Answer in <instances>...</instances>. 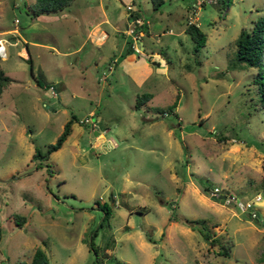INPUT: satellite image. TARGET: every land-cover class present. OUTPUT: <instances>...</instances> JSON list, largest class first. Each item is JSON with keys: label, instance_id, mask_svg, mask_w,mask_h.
I'll return each instance as SVG.
<instances>
[{"label": "rangeland", "instance_id": "rangeland-1", "mask_svg": "<svg viewBox=\"0 0 264 264\" xmlns=\"http://www.w3.org/2000/svg\"><path fill=\"white\" fill-rule=\"evenodd\" d=\"M34 1L0 0V31L14 29L0 58L11 77L0 94V264L30 261L36 247L48 264H264V108L257 67L236 61L234 43L264 26V0H73L36 17ZM192 4L206 33L198 50L185 31ZM129 12L148 21L141 52L123 30ZM122 44L140 66L106 60ZM90 113L97 127L81 121ZM73 115L62 146L35 157ZM215 185L259 193L257 217L210 196Z\"/></svg>", "mask_w": 264, "mask_h": 264}, {"label": "trees", "instance_id": "trees-1", "mask_svg": "<svg viewBox=\"0 0 264 264\" xmlns=\"http://www.w3.org/2000/svg\"><path fill=\"white\" fill-rule=\"evenodd\" d=\"M73 0H35L31 7L32 15L34 17L49 12L59 11L72 3ZM164 0H151L154 9H158ZM217 1V0H216ZM215 1V2H216ZM214 3V2H213ZM185 31L190 35L192 40L195 42L194 49L198 50L206 42V33L196 24L188 23L185 27ZM235 43V58L239 63H245L246 65H253L257 67V72L252 79V82L256 85L259 93V100L261 107L264 108V26L262 21H256L254 27L250 30L242 28L238 36L234 39ZM30 60V56L28 57ZM32 71V66H31ZM11 81V77L4 71L0 64V94L8 86ZM38 84L44 85L39 79H36ZM45 86H54V84H45ZM54 88H56L54 86ZM152 97V93L143 92L137 96L136 104L140 105L144 101H148ZM173 106H175L173 104ZM74 115L69 118L63 125L62 131L58 134L56 140L48 144L46 150L42 152L40 149L36 150L34 156L48 157V155L60 148L70 134L72 130V122ZM204 191L207 192L206 188ZM105 213L108 214L109 210L105 208ZM170 218L181 220L187 223L192 229H197L202 236L209 240L211 244H217L218 255H228L230 253V247L232 244H224L218 237L214 236V233L210 232L204 224L198 219H190L180 215H171ZM14 221L16 224L21 225V222L25 221V216L20 214L14 215ZM2 237V227L0 225V239ZM90 248L94 249L93 237L89 241ZM15 264H48V257L44 249L36 247L30 261L24 259L17 260ZM121 264H127L121 262Z\"/></svg>", "mask_w": 264, "mask_h": 264}, {"label": "built area", "instance_id": "built-area-1", "mask_svg": "<svg viewBox=\"0 0 264 264\" xmlns=\"http://www.w3.org/2000/svg\"><path fill=\"white\" fill-rule=\"evenodd\" d=\"M210 2L213 3L216 0H201L202 3L205 2ZM191 13L193 14L192 16L189 17L188 23H196L197 24V12L198 8H196L195 4H192L191 7ZM129 22L127 24V27L124 28L123 30L130 36V41L129 42V48L134 51H142L144 50V44L142 41V25L143 23H147L148 21L143 20V18L133 12H129ZM156 55V53H154ZM158 55V54H157ZM156 55V56H157ZM7 56V47H6V41L0 39V58H5ZM51 90L55 93L56 88L54 86H50ZM96 117H91V113L86 116L84 119H81L82 122H91L93 127H97L96 123ZM209 195L214 197V198H223L224 200H233L235 202L234 205H236L241 211L243 212H248L249 215L253 218L257 217V213L255 211V202L261 199V195L258 193L256 196L251 199V200H243L239 197H236L232 193H224L220 187L217 185L212 186L209 189Z\"/></svg>", "mask_w": 264, "mask_h": 264}, {"label": "crops", "instance_id": "crops-1", "mask_svg": "<svg viewBox=\"0 0 264 264\" xmlns=\"http://www.w3.org/2000/svg\"><path fill=\"white\" fill-rule=\"evenodd\" d=\"M146 23L144 22L143 23V25H145ZM143 25H142V27H143ZM141 27V28H142ZM99 28H98V26H93L90 30H89V32L87 33V35H86V37H88V36H92V34L93 33H95V31H97ZM14 29L13 28H10V29H7V30H2V31H0V39L1 40H4L5 38H4V32H7V33H10V31H13ZM116 30H119V31H123L122 29H118V28H116ZM105 32V31H104ZM123 33V32H122ZM24 40L26 41L27 39L24 37ZM30 42L28 41V42H26V44H27V47H28V44H29ZM126 46H127V44H122V48H121V51L119 52V54H112V55H110L109 57H108V59H106L107 61L109 60V59H112V58H114L115 60H116V63H114V64H116V66H117V64L121 61L122 63H124V64H126V65H129V67L130 68H136L137 66H140V65H137L138 63H139V59L137 60L135 57H134V55H132V56H130V54H127V52H125L124 51V47L126 48ZM128 47V46H127ZM129 48H127V50H128ZM20 52L25 56V55H27V53H26V51H24V49H22V50H20ZM126 55H128V56H126ZM28 56H30V55H28ZM30 58H31V56H30ZM131 58H133L134 59V61H133V59H131ZM131 64H134L133 66H131ZM113 70H114V68L113 69H111V72H113ZM149 101V100H148ZM147 101V102H148ZM147 102H145V104L147 103ZM91 112V111H90Z\"/></svg>", "mask_w": 264, "mask_h": 264}]
</instances>
